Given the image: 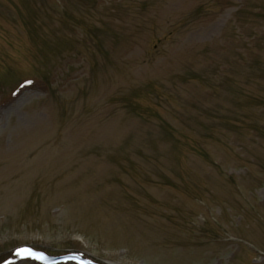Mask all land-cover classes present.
<instances>
[{
    "label": "rangeland",
    "instance_id": "1",
    "mask_svg": "<svg viewBox=\"0 0 264 264\" xmlns=\"http://www.w3.org/2000/svg\"><path fill=\"white\" fill-rule=\"evenodd\" d=\"M47 254L264 264V0H0V264Z\"/></svg>",
    "mask_w": 264,
    "mask_h": 264
},
{
    "label": "snow or ice",
    "instance_id": "2",
    "mask_svg": "<svg viewBox=\"0 0 264 264\" xmlns=\"http://www.w3.org/2000/svg\"><path fill=\"white\" fill-rule=\"evenodd\" d=\"M37 258H43V257L41 256V257H37Z\"/></svg>",
    "mask_w": 264,
    "mask_h": 264
}]
</instances>
